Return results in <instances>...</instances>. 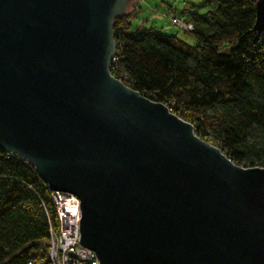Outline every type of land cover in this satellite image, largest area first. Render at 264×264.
Instances as JSON below:
<instances>
[{"label":"water","instance_id":"95a60500","mask_svg":"<svg viewBox=\"0 0 264 264\" xmlns=\"http://www.w3.org/2000/svg\"><path fill=\"white\" fill-rule=\"evenodd\" d=\"M131 2L0 0V148L80 198L101 264H264V166L112 73Z\"/></svg>","mask_w":264,"mask_h":264},{"label":"trees","instance_id":"16d2710c","mask_svg":"<svg viewBox=\"0 0 264 264\" xmlns=\"http://www.w3.org/2000/svg\"><path fill=\"white\" fill-rule=\"evenodd\" d=\"M255 3L206 0L214 7L183 10L194 44L178 34L132 31L135 7L114 22L112 73L244 166H264V32L254 29ZM46 209L57 226L48 183L30 162L0 148V264L47 257Z\"/></svg>","mask_w":264,"mask_h":264},{"label":"built area","instance_id":"2783aa9c","mask_svg":"<svg viewBox=\"0 0 264 264\" xmlns=\"http://www.w3.org/2000/svg\"><path fill=\"white\" fill-rule=\"evenodd\" d=\"M133 7L137 8L136 2ZM172 21L175 24L179 23L184 30L193 29L192 23L187 22L184 18L174 16ZM115 60L117 57L114 54L111 67ZM52 199L58 216V227L54 226L49 210L46 209L50 226L47 257L40 254L31 256L28 259V264H101L97 252L84 246L81 241L80 198L75 193L57 190L52 191Z\"/></svg>","mask_w":264,"mask_h":264},{"label":"rangeland","instance_id":"374dc122","mask_svg":"<svg viewBox=\"0 0 264 264\" xmlns=\"http://www.w3.org/2000/svg\"><path fill=\"white\" fill-rule=\"evenodd\" d=\"M206 0H132L128 6V11L133 9L136 2L137 11L132 17L131 29L134 31L136 27L143 29H153L165 34H178L188 43L194 44L195 39L190 36L184 28L172 21L174 16L184 18L181 15L183 10L193 9L194 12H205L214 5L204 6ZM210 142L206 137L204 138Z\"/></svg>","mask_w":264,"mask_h":264},{"label":"bare ground","instance_id":"6f19581e","mask_svg":"<svg viewBox=\"0 0 264 264\" xmlns=\"http://www.w3.org/2000/svg\"><path fill=\"white\" fill-rule=\"evenodd\" d=\"M75 208H77L76 206H74Z\"/></svg>","mask_w":264,"mask_h":264}]
</instances>
